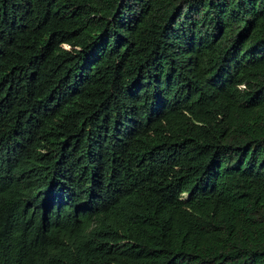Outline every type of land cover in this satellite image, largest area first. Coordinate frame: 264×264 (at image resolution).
I'll return each mask as SVG.
<instances>
[{
    "label": "trees",
    "instance_id": "trees-1",
    "mask_svg": "<svg viewBox=\"0 0 264 264\" xmlns=\"http://www.w3.org/2000/svg\"><path fill=\"white\" fill-rule=\"evenodd\" d=\"M0 264H264V0H0Z\"/></svg>",
    "mask_w": 264,
    "mask_h": 264
}]
</instances>
